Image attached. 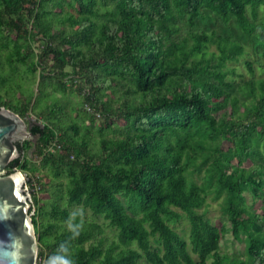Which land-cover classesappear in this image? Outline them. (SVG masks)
<instances>
[{
	"label": "trees",
	"instance_id": "1",
	"mask_svg": "<svg viewBox=\"0 0 264 264\" xmlns=\"http://www.w3.org/2000/svg\"><path fill=\"white\" fill-rule=\"evenodd\" d=\"M212 15L256 42L264 0H0V106L44 121L30 127L38 163L22 154L7 167L48 179L32 215L38 264H264V74L230 78L247 46L194 29ZM67 80L80 120L48 101L47 85L64 94ZM210 194L245 232L242 256L219 251L226 227L201 210Z\"/></svg>",
	"mask_w": 264,
	"mask_h": 264
},
{
	"label": "rangeland",
	"instance_id": "2",
	"mask_svg": "<svg viewBox=\"0 0 264 264\" xmlns=\"http://www.w3.org/2000/svg\"><path fill=\"white\" fill-rule=\"evenodd\" d=\"M56 29V27L54 28ZM183 29L189 30V26L185 21H183ZM195 30L198 29H206L211 30L215 29L217 32L227 33L232 35L234 38L241 39L247 46V54L245 56H239L237 60L231 61L228 63V67L234 68V73L230 74V78L234 80V82L237 84L241 78H248L251 76L259 77L264 74V68L262 64H264V55L262 52H264V26L260 28L258 39H256V42H252L250 38H248L244 32L240 29V27L237 25L235 18L232 16L228 22H224L221 18L212 15L208 18L201 19L198 18L196 20V26L194 27ZM33 49L36 53H39L42 46L43 41L41 39H34L32 42ZM245 59H249L252 61L253 65V72L249 71L246 64ZM50 64V63H49ZM48 64V65H49ZM47 65V64H46ZM48 65L46 66L48 68ZM46 69V68H45ZM41 71V68H38L35 75L36 78ZM35 77V76H34ZM72 83V85H71ZM27 84H29V80L27 81ZM67 84L70 88L67 89L66 93L62 94L60 91L55 90L52 86L47 85V89L50 93V98L48 101L51 100H59V102L62 104V107L64 110L67 111V113L73 117H77L80 120V114H78L77 110H83L85 109L84 106H81V95L76 90L78 81L71 82L67 80ZM37 80H31L30 86L34 90V92L37 93ZM72 88V91H70ZM26 123H30L31 125L34 123H43V119L32 112V110H28L24 116H22ZM102 117L96 115L95 121H101ZM37 136L30 135L28 138L23 139L22 141H28L31 145L30 147L26 148L23 151L24 158L29 159L31 163H38L37 158L33 154L34 144L36 142ZM21 141V142H22ZM20 169V168H19ZM24 175L25 178V187L27 192L30 195V200L32 203V206L35 205V210H33V215L36 213L39 206L42 204L41 199H48V194L41 196L39 192L40 184L37 179H43L44 181H47L48 179L45 177L43 173H30L27 170L20 169ZM201 173H194L192 175L193 179L196 181H199L201 178ZM245 201L247 206H255V203H253V196L252 192L250 190H245L243 192ZM37 199V202L35 201ZM46 199V200H47ZM220 198H215L211 194L207 197V205H205L201 210L205 211V216L208 217L212 223L216 224L217 226H220L222 224L226 227V232L222 235V237L219 240V251L225 252L229 255H243L245 250V232L242 230L240 232L239 237H236L231 232V223L226 219V217L223 215L221 208H220ZM257 205V204H256ZM84 214L87 218H92L90 211L86 209L84 211ZM99 222H101V218H96ZM105 233L108 236H112L114 234V231L111 230L109 227H105ZM177 230L179 233L188 241V233H189V223L187 220H182L179 224H177ZM39 251V247H38ZM38 264V257L37 262ZM40 264H47V257L43 256L41 258Z\"/></svg>",
	"mask_w": 264,
	"mask_h": 264
},
{
	"label": "water",
	"instance_id": "3",
	"mask_svg": "<svg viewBox=\"0 0 264 264\" xmlns=\"http://www.w3.org/2000/svg\"><path fill=\"white\" fill-rule=\"evenodd\" d=\"M30 127L20 114L0 106V264L37 262L38 239L24 175L19 168L5 172L20 154L17 143L32 135Z\"/></svg>",
	"mask_w": 264,
	"mask_h": 264
},
{
	"label": "flooded vegetation",
	"instance_id": "4",
	"mask_svg": "<svg viewBox=\"0 0 264 264\" xmlns=\"http://www.w3.org/2000/svg\"><path fill=\"white\" fill-rule=\"evenodd\" d=\"M22 145H23V141H22V142L20 141V142L17 143V147H18V149H19L20 154H19L17 157H15L14 159H12V160L9 161V163H8L7 166H6V170H5V172H7V167L9 166V164H10L12 161H14L15 159L19 158V157L23 154V149L21 148Z\"/></svg>",
	"mask_w": 264,
	"mask_h": 264
},
{
	"label": "clouds",
	"instance_id": "5",
	"mask_svg": "<svg viewBox=\"0 0 264 264\" xmlns=\"http://www.w3.org/2000/svg\"><path fill=\"white\" fill-rule=\"evenodd\" d=\"M60 260L62 261V264H74L73 260L69 256H61Z\"/></svg>",
	"mask_w": 264,
	"mask_h": 264
},
{
	"label": "built area",
	"instance_id": "6",
	"mask_svg": "<svg viewBox=\"0 0 264 264\" xmlns=\"http://www.w3.org/2000/svg\"><path fill=\"white\" fill-rule=\"evenodd\" d=\"M87 109L90 110V111L92 110L89 106L87 107ZM95 115L100 116V113L99 112H95Z\"/></svg>",
	"mask_w": 264,
	"mask_h": 264
},
{
	"label": "bare ground",
	"instance_id": "7",
	"mask_svg": "<svg viewBox=\"0 0 264 264\" xmlns=\"http://www.w3.org/2000/svg\"><path fill=\"white\" fill-rule=\"evenodd\" d=\"M25 132H26V136H28V133H27V131H26V130H25ZM23 139H24V138H23ZM23 139H22V140H23Z\"/></svg>",
	"mask_w": 264,
	"mask_h": 264
}]
</instances>
